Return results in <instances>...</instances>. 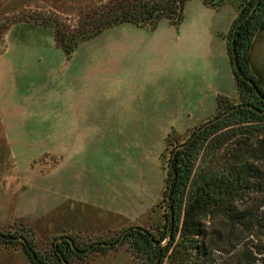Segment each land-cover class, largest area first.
<instances>
[{
  "label": "crops",
  "instance_id": "1",
  "mask_svg": "<svg viewBox=\"0 0 264 264\" xmlns=\"http://www.w3.org/2000/svg\"><path fill=\"white\" fill-rule=\"evenodd\" d=\"M213 11L200 0L177 28L168 20L155 29L122 24L74 52L58 111L46 115L57 125L42 134L58 138V168L45 182L59 194V210L79 217L69 235L98 233L96 220L105 232L151 224L165 189L166 134L186 136L209 121L219 96L238 102L225 41L238 11L224 18ZM259 57L264 19L248 55L264 90Z\"/></svg>",
  "mask_w": 264,
  "mask_h": 264
},
{
  "label": "trees",
  "instance_id": "2",
  "mask_svg": "<svg viewBox=\"0 0 264 264\" xmlns=\"http://www.w3.org/2000/svg\"><path fill=\"white\" fill-rule=\"evenodd\" d=\"M187 1L109 0L73 28L43 17L26 22L51 29L56 47L71 57L80 42L118 25L155 29L168 20L177 28ZM225 1L203 4L218 9ZM263 19L264 0L241 2L225 36L238 102L217 97L216 114L169 159L161 199L164 232L158 239L140 227L121 232L145 264H264V90L248 61ZM78 239L56 238L42 255L31 240L0 233V245L21 250L31 264H76L88 254H108L117 243L84 246Z\"/></svg>",
  "mask_w": 264,
  "mask_h": 264
},
{
  "label": "rangeland",
  "instance_id": "3",
  "mask_svg": "<svg viewBox=\"0 0 264 264\" xmlns=\"http://www.w3.org/2000/svg\"><path fill=\"white\" fill-rule=\"evenodd\" d=\"M108 1L0 0V233L31 240L42 255L49 253L53 241L59 237L78 236L84 246L117 241L108 254H88L76 264H145L132 244L124 243L121 232L127 228L105 232L102 221L96 220V234L65 232L77 226L73 222L79 217L69 209L59 210V194L53 193L45 182L49 174H55L58 166H54L59 161L55 150L58 138L42 135L57 125L46 115L58 111L60 91L74 72L75 53L66 57L56 47L51 29L26 21L43 17L73 28L82 16L100 10ZM242 1L245 0H226L220 8L213 9L211 16L224 18L236 14ZM199 3L200 0L187 1L183 17H192ZM87 41L80 42L74 52L83 50V43ZM94 47L97 46H87ZM259 59L264 61L262 57ZM190 133L166 134L162 153L166 170L169 159L188 140ZM164 214L166 205L160 201L154 208V221L144 227L156 239L164 232ZM0 264L31 263L21 250L0 245Z\"/></svg>",
  "mask_w": 264,
  "mask_h": 264
}]
</instances>
